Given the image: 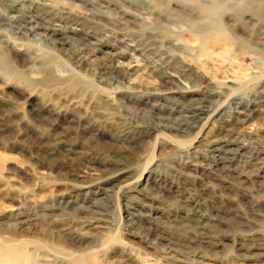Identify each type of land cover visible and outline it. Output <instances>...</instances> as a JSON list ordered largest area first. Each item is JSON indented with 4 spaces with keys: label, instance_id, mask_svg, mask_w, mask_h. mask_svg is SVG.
<instances>
[{
    "label": "rangeland",
    "instance_id": "374dc122",
    "mask_svg": "<svg viewBox=\"0 0 264 264\" xmlns=\"http://www.w3.org/2000/svg\"><path fill=\"white\" fill-rule=\"evenodd\" d=\"M130 1L145 2L149 12L140 16L142 22L132 24L99 3L45 0L52 12L46 17L57 28L53 44L30 30L0 23V264H264V169H257L264 157L252 161L255 165L244 164L246 155L235 159L233 173L242 182L217 171L205 179L192 175L199 180L192 182L181 175L183 159L173 142L162 137L116 138L130 126L174 122L165 117L167 107L130 98L157 86L156 73L142 57L147 49L140 35L152 26L160 37L183 39L180 59L203 76L193 85L170 68L184 91L204 89L209 79L213 92L227 97L225 87L232 83L243 96L253 86L250 77L264 73V46L252 43L260 27L264 29V0H210L211 7L204 11L215 15L210 22L226 36L223 48L228 55L219 57L216 48L204 50L186 34L191 22L200 21L176 16L175 2L182 0ZM18 2L0 0V15L7 16V7ZM60 10L93 17L92 23L78 28L57 23L52 15ZM69 27L98 41L89 53V65L71 66L66 53L78 46L64 35ZM111 45L114 53L126 52L115 65L130 74L107 87L98 85L92 74L97 63H108ZM154 56L164 61L158 52ZM220 57L233 61L221 67ZM103 87L108 92L102 93ZM71 99L77 103L70 105ZM243 132L264 134V121L257 120ZM242 143L251 153L264 148ZM81 175L98 179L97 190L87 194L80 189L88 181L79 179ZM126 188L133 191L126 195ZM152 197L158 198L155 205ZM195 199H206L211 210L197 208ZM42 208L47 215L38 213ZM86 209L93 215H85ZM17 212L37 214L33 226L16 228L10 215ZM90 217L102 221L100 229L82 227ZM149 230L160 238L147 236ZM202 231L225 236L219 245L205 249L199 241ZM161 238L177 242L171 248L176 252Z\"/></svg>",
    "mask_w": 264,
    "mask_h": 264
},
{
    "label": "bare ground",
    "instance_id": "6f19581e",
    "mask_svg": "<svg viewBox=\"0 0 264 264\" xmlns=\"http://www.w3.org/2000/svg\"><path fill=\"white\" fill-rule=\"evenodd\" d=\"M80 1H82V3L89 2L90 4L99 3L100 6L99 4L98 6L100 8L108 9L113 13V15H117L118 17L120 16V18L125 17L127 19H130L128 21L132 24L136 22H142L140 16L145 15L149 12H147V8L144 4L145 2H143V4H139L135 1L130 0ZM197 1L198 0H182L181 3L176 1L174 8L175 10L173 11L176 13V16L182 19L200 21L199 23L191 22L188 25L189 31H187L186 34H190V37H193L197 41H200L204 45V50H208L213 47L216 48L215 50L219 52L216 54L218 57L223 56L225 52V55H228V51L223 48V38H226V36L220 29H218L217 27L215 28L214 23L210 22V20H214L213 18H215V15H212V12L204 11L211 7H208L210 0H200V4L195 5ZM7 8L8 15H0V23H7L16 26L17 31L30 30L31 32H35L37 33V36L46 39L50 44H53L58 40V38H55V36H57V28L55 29V25L49 24L52 18L46 17V15H51L52 12H49L51 10V7L48 6L45 0H43L41 3H34L33 0H20V2H18L17 4L13 3ZM150 16H153V14H150ZM52 17H56L57 23H71L72 26H75L77 28L79 26H84L92 23L91 18H93L72 15L67 10H60L57 12V14H53ZM155 17L159 19V13H157ZM162 21L167 22L168 19L164 18L162 19ZM247 21H251V19L248 18L246 19V22ZM262 27H260V29L258 30L257 38L252 41V43L260 47L264 46V29ZM149 28L150 30L140 35L139 39L142 43H144L145 50L147 49L145 53L142 51V57L144 58L146 64L149 66L150 70L156 73L155 78L157 86L156 88H152L150 90L146 89L143 92L140 91V93H142L141 95L135 94L130 98H133L134 100L139 102L145 100L146 103L148 102L150 104H160L164 107H167L169 111L167 112V115L165 117H172L174 122L171 124H164L162 126L161 123L159 124L158 122H152L151 125H148L144 128H132L130 126L123 129V131L121 132L122 134L120 136H117L116 138L162 137L164 139L166 138L170 142H173L176 145L174 149H176V152L178 153V158L180 160L183 159L180 166L182 167V170H184V172L181 175L185 179L192 180V182L199 181L195 176L192 175L198 176L199 179H205L210 174V171L221 172L226 177L234 178V180L238 181V183L242 182L243 179H241L240 176H235V174L233 173V170H235V159L237 157H245L246 155L245 158L248 162L245 161L244 164L247 165L249 163H253L252 165H255V163L252 161H256L257 159L264 157V148L261 147L262 145H264V134L252 135L245 134L243 132V129L247 126L254 127V124L257 120L264 121V73L261 72L260 74H254L250 77L248 82L249 84H253V86L252 88L248 89L246 93H243V96L242 94H240V87H234L232 86V83L228 84V86L225 87V89H228L229 91L227 97H225L223 93L217 94L213 92V83H211V80L209 79V82L204 89L198 90L191 89L192 87H190L189 91H184L183 88H181L177 84V81H175L172 75L168 72L170 68H172V70H175L176 73H182L183 76L193 85L201 82L203 80V76L198 75L189 67V65H187L180 59L181 51L185 49V46H183L181 42V40L183 39L179 40L160 37L154 31L156 30V28L152 26H150ZM63 32L65 33V37L69 38L72 43L78 46L77 49L75 48L76 50L68 51L66 53V56H68V59L70 60L71 66L73 68H80L82 64L89 65V59L91 58L90 56H92V54L90 55L89 53H93V50H95V46L98 45V41H94L93 43L90 41V37H88L86 34L81 33V30L71 29L70 27L65 29ZM131 41L136 42L134 41V39H131ZM137 41L140 42L139 40ZM118 42L124 44L123 41ZM125 45L127 47L129 46L128 44ZM88 46H92L93 49L87 51ZM114 46L115 45H111L109 47V51L111 52H109L108 54V63H97L93 68L96 71L92 75L96 79L98 85L99 83H102L108 87L113 83H121L125 80L126 76L130 74L129 69H126L123 66L115 65L118 60H121L126 55V52L122 51V53H114ZM61 49L62 48H60V50ZM204 50L202 51L204 52ZM155 52H158L160 56H164V61L160 62L158 60H155ZM218 59L221 67L227 62L231 64V62L233 61L229 57L228 60H223L222 57ZM85 71L88 72L90 70L88 69ZM100 91L102 93L108 92L105 87L101 88ZM222 99H224V101ZM68 102L70 105L77 103L72 99ZM153 107L154 106L152 105L151 109H153ZM158 117L159 119L163 118V116L161 115H159ZM224 118L227 119L225 120ZM210 126L211 129H208ZM213 128L215 129V132L211 134V130ZM165 132H167V134H165ZM176 137L185 138L182 141L176 140ZM259 138H263V141H261V139ZM195 141L196 144H194ZM247 141L249 142V144L253 143L261 148L255 150L254 153H251V151L248 150L247 145L242 143H247ZM202 146L205 148V150L204 148L203 150L200 149ZM233 146L235 147L233 148ZM260 160L263 161L261 163V166L257 168L258 171H260L262 168L264 169V158H261ZM78 178L83 180L88 179V181L84 185L80 186V189H86L87 192H89L87 194H90V191H92V189L96 188L95 191L97 190L96 185L99 182L98 179H93L89 176L87 177L84 175H81ZM135 189L136 186L133 190ZM125 190H127L126 193H124L126 195L127 193L133 191L130 188H126ZM102 192L106 193L107 191L103 190ZM93 194H95L94 191ZM149 200L153 205L158 202V198L156 197H152ZM195 206L197 208L206 209L208 211L211 210L206 199L197 200L195 202ZM79 210L84 209L80 207ZM38 213L47 215L48 212L42 208ZM31 214L17 212L12 213L10 215V218H12L16 228H30L31 226H33L32 223L35 221L34 217H36L37 215ZM85 215L92 216L93 213L91 211H87L86 209ZM100 222L102 221L98 218L90 217L88 221H83L81 225L82 227L88 228V230H98L101 227L99 226ZM147 236L154 237L155 235L152 231L149 230ZM224 236L225 235L219 233V231H213L212 234L204 233L202 231V233L199 234V241L205 249H210L214 246L219 245ZM154 238L159 239L160 237L155 236ZM161 239L166 240L167 238ZM166 241L170 252H176L171 248L177 247L178 243L169 240ZM245 241H247L246 237L239 238V244ZM183 242L184 243L182 245L184 246L189 247V245H191L189 244V241ZM260 245L264 246V243H260Z\"/></svg>",
    "mask_w": 264,
    "mask_h": 264
}]
</instances>
